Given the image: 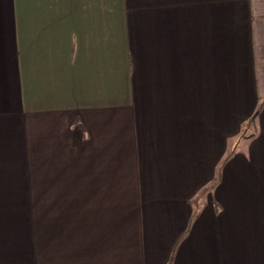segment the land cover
Segmentation results:
<instances>
[{
	"label": "crops",
	"instance_id": "0c3cea01",
	"mask_svg": "<svg viewBox=\"0 0 264 264\" xmlns=\"http://www.w3.org/2000/svg\"><path fill=\"white\" fill-rule=\"evenodd\" d=\"M17 198L27 264H264V0H0V264Z\"/></svg>",
	"mask_w": 264,
	"mask_h": 264
},
{
	"label": "rangeland",
	"instance_id": "374dc122",
	"mask_svg": "<svg viewBox=\"0 0 264 264\" xmlns=\"http://www.w3.org/2000/svg\"><path fill=\"white\" fill-rule=\"evenodd\" d=\"M187 192V191H186ZM15 204V242H16V255L15 264H27V199L17 198ZM121 200L124 205L125 198ZM133 200V199H132ZM6 249V248H5Z\"/></svg>",
	"mask_w": 264,
	"mask_h": 264
}]
</instances>
